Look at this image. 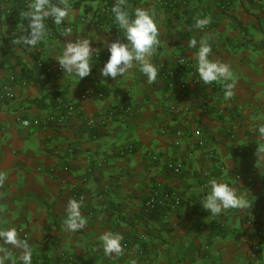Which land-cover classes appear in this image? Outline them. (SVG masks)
Here are the masks:
<instances>
[{
	"label": "crops",
	"instance_id": "obj_1",
	"mask_svg": "<svg viewBox=\"0 0 264 264\" xmlns=\"http://www.w3.org/2000/svg\"><path fill=\"white\" fill-rule=\"evenodd\" d=\"M29 3L0 0V230L15 229L47 264H261L264 161L256 153L264 146L258 132L264 125V0H125L132 18L139 7L157 23L152 83L136 65L115 80L102 77L107 45L125 42L105 2L69 8L61 25L49 18L45 40L23 49L16 41ZM203 18L210 23L198 29ZM67 28L72 32L65 36ZM76 39L93 47L92 71L81 80L56 61ZM202 40L210 59L230 66L232 80L200 81ZM181 58L187 73L165 78L162 71ZM233 82L234 94L225 99L224 84ZM7 84L14 98L5 96ZM99 86L108 88L105 96L97 94ZM51 115H63L64 124H22ZM170 161L183 164L181 174L167 169ZM213 178L229 183L249 206L218 216L204 210ZM159 185L179 192L178 208L145 210ZM72 199L82 200L87 221L75 232L64 225ZM106 232L122 236L120 254L104 253ZM0 249L8 253L5 264L21 263L20 249L2 240Z\"/></svg>",
	"mask_w": 264,
	"mask_h": 264
},
{
	"label": "clouds",
	"instance_id": "obj_2",
	"mask_svg": "<svg viewBox=\"0 0 264 264\" xmlns=\"http://www.w3.org/2000/svg\"><path fill=\"white\" fill-rule=\"evenodd\" d=\"M62 5V6H61ZM70 5L67 0H61V4L50 3V0H30L26 11L22 12V19L28 20L27 33L16 41L18 44L35 47L47 37L46 21L51 18L56 25L63 24L69 14ZM111 12L114 14L118 29L123 31L125 42L117 39L112 41L108 47L109 59L100 69L102 77L115 80L123 76L134 65L147 77L149 83L155 82L158 75L157 67L151 62L150 56L158 45V27L153 14L143 8H136L134 18L126 10L125 0H117ZM210 20L208 18L197 19L196 27L204 29ZM72 32L67 28L62 33L67 36ZM191 46L196 48L197 41L192 40ZM211 47L206 40L200 42L196 53L197 71L205 85L213 82L232 80V71L228 64L210 59ZM93 47L89 39H76L67 41L59 51L56 61L59 62L64 74L75 75L79 80L88 76L93 67ZM180 63H184L180 60ZM234 82L224 84L225 99L233 96ZM258 132L264 136V125L259 126ZM256 155L258 161H264V146H259ZM3 177L0 176V183ZM82 200L72 199L67 205V215L64 220L65 230L75 232L86 225V219L81 214ZM204 210L213 216L230 209H242L248 207L247 199L239 194L229 183L217 180H209L207 192L201 202ZM0 240L5 245H13L20 249L19 256L21 264H32V252L27 241L18 239L15 229L0 230ZM103 251L106 255L122 252V236L106 232L101 237ZM4 255L0 256V264H5L9 259L5 249Z\"/></svg>",
	"mask_w": 264,
	"mask_h": 264
},
{
	"label": "built area",
	"instance_id": "obj_3",
	"mask_svg": "<svg viewBox=\"0 0 264 264\" xmlns=\"http://www.w3.org/2000/svg\"><path fill=\"white\" fill-rule=\"evenodd\" d=\"M51 21H53V20L51 19ZM118 27L119 26L117 24H114L113 29L117 33L120 32ZM180 60H182L184 63L183 64L180 63ZM188 66H189L188 61L184 58H181L178 60V62L176 63V65L174 67L168 68V69L162 71V73H163V76L165 78L181 79L187 73ZM48 71H50L49 68H48ZM10 81L11 82L16 81V77L11 76ZM182 87H183V89H185L186 85L182 84ZM4 90H5V96L6 97L14 98V93L12 91L10 84L5 85ZM64 121H65V118L63 115H51L44 122H42L39 119H36V120L24 119V120H22V124L24 126H28V127L37 126V127L43 128V129H47V128H50L54 125H63ZM90 123H92V121ZM195 133L197 135L201 134L200 131H196ZM181 135H182V132H180V131L177 132V137H180ZM176 143L177 144L180 143L179 138L176 141ZM130 151H132V147H130ZM167 169L170 172H172L173 174L179 175V174H181V172L183 170V164L181 162L170 161L167 163ZM80 199H83V198L81 197ZM181 202H182V198H181V195L179 194L178 191H176V190H164L163 187H161V185H159L157 187V189L153 190L150 197L145 201L144 207H145V210L148 212H152V211L156 210L157 208L175 209L181 205ZM19 233L25 238H27L29 236L24 228H19ZM261 241H262V239H261V237H259L258 243H257V248H260L262 246ZM31 252H32V264H47L46 260L44 258L38 257L36 255V253L32 250H31ZM261 264H264V260L262 261Z\"/></svg>",
	"mask_w": 264,
	"mask_h": 264
},
{
	"label": "trees",
	"instance_id": "obj_4",
	"mask_svg": "<svg viewBox=\"0 0 264 264\" xmlns=\"http://www.w3.org/2000/svg\"><path fill=\"white\" fill-rule=\"evenodd\" d=\"M96 1H103L107 4L108 8L113 7L114 4H116L117 2L115 0H76L74 2H67L70 5V8H80L83 6V4H87V3H92V2H96ZM50 3L53 4H61V0H50ZM62 6V5H61ZM89 10V9H87ZM27 26H28V20L25 19L22 23V29H21V37L23 35H25L27 33ZM23 49H26L28 46L21 44ZM108 88H106L105 86H99L97 88V94L101 95V96H105L108 92L107 90Z\"/></svg>",
	"mask_w": 264,
	"mask_h": 264
}]
</instances>
